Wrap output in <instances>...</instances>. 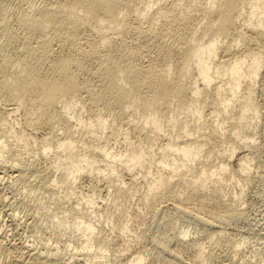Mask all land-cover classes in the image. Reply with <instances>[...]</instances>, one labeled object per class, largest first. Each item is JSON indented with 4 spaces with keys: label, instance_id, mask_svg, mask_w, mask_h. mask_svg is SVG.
Wrapping results in <instances>:
<instances>
[{
    "label": "bare ground",
    "instance_id": "obj_1",
    "mask_svg": "<svg viewBox=\"0 0 264 264\" xmlns=\"http://www.w3.org/2000/svg\"><path fill=\"white\" fill-rule=\"evenodd\" d=\"M263 67L264 0H0V264L176 263L178 244L208 264H246L237 255L244 238L264 244V217L236 239L227 226L244 209L215 196L234 174L264 170L246 89ZM16 181L40 198L28 188L13 199ZM136 192L139 232L117 208ZM143 206L150 225H181L150 231ZM110 216L112 230L96 229ZM38 217L51 229L71 218L83 238L65 250L17 240ZM190 224L209 240L185 241ZM141 239L151 245L136 248Z\"/></svg>",
    "mask_w": 264,
    "mask_h": 264
},
{
    "label": "rangeland",
    "instance_id": "obj_2",
    "mask_svg": "<svg viewBox=\"0 0 264 264\" xmlns=\"http://www.w3.org/2000/svg\"><path fill=\"white\" fill-rule=\"evenodd\" d=\"M246 89L250 92V95H251V102L253 104L252 108H254V106H255L258 109L257 117H256L257 120H258V124L257 125H252V126H254V129H253V133L254 134H253V136L255 137V140L259 143V151L262 154L261 165L264 168V67H263V72L259 76L258 80L254 83V85L251 86V88H246ZM244 98H245V95L242 94L240 96V100H243ZM251 110L252 109H250L247 112L250 114ZM233 112H234L233 110L229 109L227 111L226 115H228V114L232 115ZM237 128H241V126L240 127L236 126V129ZM217 129H218V132L216 130H215V132H217L219 134V136H220L219 147L222 148L228 143L227 142V136L229 134V131L227 129H225V130L224 129H220L219 127ZM207 131H208V129H207ZM207 146L208 145L206 144L204 147H207ZM241 152L242 151L237 150L236 153L233 155V157H231L229 159V161H227L228 164H229V172H231L232 169L235 168L238 165L239 157L241 155ZM202 153L203 152H201V154ZM201 159H202V157H200L197 160H201ZM217 160H218V158H216V161ZM156 167L157 166L153 165L154 169ZM261 172L264 174V170L263 169H262ZM262 173H260V174H262ZM260 174H258V175H260ZM255 175L252 178L247 179V178H244V177L239 176L237 174L236 175L234 174L230 179H228L226 181V186L223 187V192H221V194H222L221 196H220V194L218 196H215L214 195V191H213L211 186H209L208 190H207V194L215 196L220 204L229 203L230 202L229 198L233 194H235L238 197V199H239V201H240V203L242 205V208L244 209L245 218L242 221H239L238 226L236 225L238 228L237 227H233V226H235L233 224L232 225L229 224L231 226H227L228 227L227 230H232L233 229L232 230L233 232L232 231H228V232L231 233L232 236H234L237 233L234 236V238L237 237L236 239H241V238H238V237H242L244 235V232L242 233L243 228L245 230V228L248 225H250L255 219H257V218L261 219L262 217H264V178L260 177V176L263 177L264 175H260V176H258L257 174H255ZM80 180H82V179L79 178V181ZM16 183H17V186H16ZM16 183L14 184V182H13V185H14L13 189L15 190L14 192L17 191L18 194H17V192L14 193L13 199L16 200V198H20L21 197L20 196L21 195L20 191H22V192H23V190L24 191H26V190L28 191L31 188H32L31 190H33V191L30 190V191H28V193H30V195H33V194H35V196L38 195L36 197H39V194H38L39 191H38V188H36L35 184H32V186L29 185L27 187H24L20 182L16 181ZM18 184H19V186H18ZM20 185L22 187H20ZM34 187H35V189H34ZM28 188H30V189H28ZM221 188H222V186H221ZM101 191H103V192H101L102 193L101 194L102 197H103V195L105 197L106 196V193H105L106 191L105 190H101ZM16 194L19 195L20 197H18ZM138 194H139V192H136V194L131 195L130 197L133 198V200H131V198H129L127 201L123 202V205L121 204L117 208L124 210L128 214V218H127V221H126L128 227L130 229H136L139 232V231H142L143 229H145V225H144V223H140L141 218L139 216H135L137 214H133L132 213L133 208L136 206V203L134 202V200H136ZM108 196L110 197V196H112V194H110ZM102 197L100 196V199H99V197H97L99 202L101 203V204H99L100 206H104V205H102V203L104 202ZM120 197H122V196H119V198ZM74 199L75 198H73V200ZM73 200L71 199V201H73ZM52 211H54V208L52 209ZM147 212H149V211H148V208L146 206H143V207L139 208V214H141V216L143 218L147 217L146 219L148 221V229L150 231L157 232L158 230H160L162 232L170 234V232L172 231V224L175 227H179L181 225L179 220H175L174 222H172V221H165V219H163V218L160 219L159 226H156V224H154V223L150 225L149 221H150L151 216H150V214L148 215ZM18 215L23 216V213L22 212H20V213L18 212ZM0 216H3V217H1V219L4 218V221H2V223L5 222L4 225L2 224V230L3 229L6 230L7 229V226L5 227V225H6V216L2 215V214H0ZM38 218L39 219H37L38 221L36 222V225H35V227L38 226L37 230H36L35 227L30 226V225L25 226L26 228H23L22 232H21V233H23V235H25V238H23L24 236L22 234H20V236H19L20 238H17V240H19V239L20 240H24V241L27 240V242L29 241V242H32V243L35 240L36 243L34 242L33 244L37 245V243H38V246H39L40 245V243H39L40 239L41 240L43 239V240L46 241L45 243H47V241H48V243H49L48 245H50V246L60 245L61 250H65L68 246H69L68 247L69 249L72 248L73 244H69L68 245L69 242H72V243L76 244V242L79 243L80 240L83 238L82 229L78 228L79 226L74 222L73 219H71L72 217L67 219V220H65V222H63L62 224L54 225L55 229H51L52 226H51V228H50V226H48V224H47L48 221H45V220H48V219L41 218V217H38ZM110 218L112 219V221H108L104 225L102 224L103 220H101V222L97 223V228L96 229L100 230L102 228V229L108 230V231L112 230V228H113L112 224L115 223V220L111 216H110ZM38 222L40 223L39 225H38ZM40 225H43V226H41L43 228L47 227L46 229H48V227H49V229H48L49 232H47L48 230H46L45 228H44L45 231L42 230L43 228L39 227ZM191 226H193V225H191V224H190V226L186 225V228H188V229L190 228L189 229L190 235L188 234V236H186L184 238L185 241H190V239H191V240H195V241H200V240L202 241L203 240L204 242H206V241L209 240L207 234L201 232L199 227H194L193 226L191 228ZM28 228L32 229V230H30V233L28 232V230H29ZM239 228H240V230H239ZM53 230H55V231H53ZM24 231H26V234H25ZM31 231H32V234L34 233V231L37 232L36 234H39L38 235L39 236V240H37L38 238H36L34 236V234L31 235ZM239 231H241V233H240L241 235L238 234ZM55 232H56V234H55ZM128 232L132 234L131 230H128ZM234 232H235V234H234ZM6 233L9 235L8 236L6 234L7 235L6 237H8V238L12 237V235H13L12 231H10L9 229H8V231ZM152 233L153 232H151L150 234H152ZM27 235H29V236L31 235V236L29 237ZM32 236L35 237V238H33ZM14 237L16 238L18 236H14ZM79 238H80V240H79ZM251 239L253 240L254 238L252 237ZM262 240H264V239H262ZM246 241H248V244H247ZM137 242L138 243L136 245V248H138V249L139 248L143 249L144 247L151 245V240H143V239H141V240H138ZM249 243H250V239L248 238V240H246L244 238V242L242 243V248H245V249L240 251V253L237 255L238 261L240 263H246V264H264V244L262 243L261 244L262 247L260 245L259 247H261V248H259V247H256L257 245L253 241H251V243L254 244V246L252 245L253 247ZM243 244L244 245L246 244L245 246L247 248ZM248 245H250V246H248ZM65 246H66V248H64ZM176 247L180 249V252H181V255H182V258H183L182 262L170 263L165 258L154 256L155 257L154 259H151L150 257H146V259L144 260L143 264H208L205 260L202 261V260L198 259L196 257V255H195L194 251L184 249V246H182L181 244L176 245ZM255 247L257 249H255ZM130 251L132 252L133 250H130ZM127 252H128V250H127ZM125 253H126V251H125ZM110 258L112 260V261L110 260L111 264H115V261L112 259V256ZM0 259H1V256H0ZM97 259H99V257H97ZM0 262H1V260H0ZM109 264H110V262H109Z\"/></svg>",
    "mask_w": 264,
    "mask_h": 264
}]
</instances>
